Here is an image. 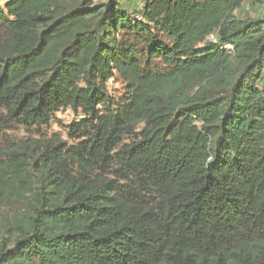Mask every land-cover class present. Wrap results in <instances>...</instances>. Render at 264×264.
<instances>
[{
    "label": "trees",
    "instance_id": "trees-1",
    "mask_svg": "<svg viewBox=\"0 0 264 264\" xmlns=\"http://www.w3.org/2000/svg\"><path fill=\"white\" fill-rule=\"evenodd\" d=\"M244 2L0 3V137L81 115L73 145L0 147V264H264V17Z\"/></svg>",
    "mask_w": 264,
    "mask_h": 264
},
{
    "label": "rangeland",
    "instance_id": "rangeland-1",
    "mask_svg": "<svg viewBox=\"0 0 264 264\" xmlns=\"http://www.w3.org/2000/svg\"><path fill=\"white\" fill-rule=\"evenodd\" d=\"M7 1L9 0H0V3L4 4ZM110 2H119L122 8L131 9L135 5L136 0H95V4L97 5ZM137 4L136 9H142L143 5L139 2ZM236 16L240 18L264 17V0H245L243 6L236 12ZM121 36H123L122 33ZM164 39L167 44L171 42L168 38ZM108 89L110 95L117 100L124 94V85L119 77L109 82ZM80 116L74 114L71 110H65L56 114L52 124L48 128L39 130L16 128L0 137V147L9 149L21 145L25 141H35L36 147L41 148L52 139L62 141L67 145H73L75 142L68 137V127L79 120Z\"/></svg>",
    "mask_w": 264,
    "mask_h": 264
},
{
    "label": "built area",
    "instance_id": "built-area-1",
    "mask_svg": "<svg viewBox=\"0 0 264 264\" xmlns=\"http://www.w3.org/2000/svg\"><path fill=\"white\" fill-rule=\"evenodd\" d=\"M140 2H143L144 0H139Z\"/></svg>",
    "mask_w": 264,
    "mask_h": 264
}]
</instances>
